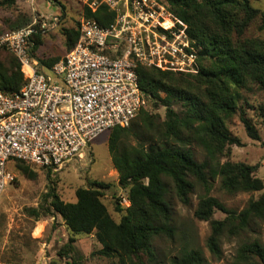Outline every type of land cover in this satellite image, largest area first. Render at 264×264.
<instances>
[{"label":"trees","instance_id":"1","mask_svg":"<svg viewBox=\"0 0 264 264\" xmlns=\"http://www.w3.org/2000/svg\"><path fill=\"white\" fill-rule=\"evenodd\" d=\"M17 1L0 0V10ZM52 1L63 9L60 0ZM159 1L187 25L188 37L199 50V70L182 73L138 66L139 85L148 105L163 107L166 118L158 123V115L143 108L129 127H115L110 132L109 152L119 173V184L128 192L129 206L115 202L120 221L112 217L103 202L108 187L103 182L77 188L75 202L64 201L54 187H49L41 203L27 213L36 221L59 214L72 233L94 235L100 248L93 255L116 259L118 264H163L154 247V241L162 236L177 244L176 253L166 264H206L195 231L176 222L171 198L189 205L194 190H202L194 217L210 224L205 247L214 259L222 257L221 238L230 224L229 234L238 237L252 224L264 223V180L256 175L257 166L227 159L230 147L241 145L229 128L234 116H239L250 138L260 140L256 124L242 102L245 90L254 86L264 90V39L247 36L257 19L264 23V12L251 0ZM85 12L84 17L94 18L102 26L115 17L105 5L95 12L85 8ZM79 25L61 32L66 54L79 39ZM45 35L34 36V57ZM61 58H38L41 72L48 73ZM25 82L14 54L0 57V91L19 92ZM195 148L204 154L202 161L197 159ZM34 166L16 161L18 171L29 179L37 177ZM217 181L229 194L263 193L237 211L211 195ZM216 212L225 217L215 219ZM75 242L70 237L58 255L71 260L67 264H84ZM231 264H264V243L259 239L241 242Z\"/></svg>","mask_w":264,"mask_h":264},{"label":"built area","instance_id":"2","mask_svg":"<svg viewBox=\"0 0 264 264\" xmlns=\"http://www.w3.org/2000/svg\"><path fill=\"white\" fill-rule=\"evenodd\" d=\"M95 12L105 5L114 20L102 26L82 17L74 47L48 73L33 56L34 36L54 30L59 15L34 12L26 26L0 35L21 64L25 84L19 92L0 91V197L15 174L17 160L60 170L83 159L91 141L115 127H129L148 98L141 90L139 65L197 73L199 50L187 25L159 0H78ZM0 264H39L7 261Z\"/></svg>","mask_w":264,"mask_h":264},{"label":"rangeland","instance_id":"3","mask_svg":"<svg viewBox=\"0 0 264 264\" xmlns=\"http://www.w3.org/2000/svg\"><path fill=\"white\" fill-rule=\"evenodd\" d=\"M60 2L63 9L52 0H18L14 6L2 8L0 35L24 21L29 23L35 11L48 16L59 15V25L43 37L42 45L37 50L35 58L38 60V58L63 57L66 50L61 32L65 28H76L86 12L78 0H60ZM251 2L255 8L264 12V0H251ZM247 36L264 39V23L261 19L255 21ZM8 54L11 53L7 49L0 48L1 58ZM242 105L247 115L256 124L260 140L250 138L239 116H234L229 122V128L239 137L241 145H232L227 159L256 165V175L264 180V90L255 86L245 90ZM146 110L158 115L156 118L158 123L166 118L163 107L154 109L152 105H148ZM137 119L138 117L135 121ZM110 132L105 131L94 138L89 148L84 150L83 159L71 160L60 170L49 173L45 169L34 166L37 174L35 179L25 177L18 171L16 163L8 164V170L15 174V180L6 185L0 197V257L2 259L19 262L35 261L39 264H67L71 260L59 257L58 251L70 237H74L76 249L84 257V264H118L116 259L93 255L100 248L94 235L72 233L59 214L54 213L36 221L27 213L29 208L37 207L41 203L49 187H54L64 201L75 202L77 188L90 187L94 182H103L108 185L104 190L103 202L112 217L119 222L121 213L116 211L115 202L119 200L121 205L126 207L129 206V201L127 190L119 184V173L113 165L109 152ZM195 149L197 159L202 161L205 158L204 154L199 148ZM201 192L200 188L194 190L189 205H183L174 197L171 198V202L176 222L181 227L189 226L195 231L196 240L206 255V264H231L239 244L246 240L259 239L264 243V223L252 224L249 230L238 237L229 234L230 224L221 238L222 257L214 259L205 247V241L210 234V224L194 217V210ZM262 193L263 191L229 194L217 181L211 195L220 199L227 207L241 211L251 198L257 199ZM224 217L225 214L221 212H216L214 215L215 219ZM154 247L163 264H166L168 258L177 251V244L166 236L156 239Z\"/></svg>","mask_w":264,"mask_h":264}]
</instances>
